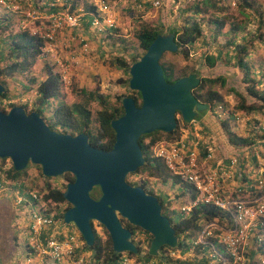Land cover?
Masks as SVG:
<instances>
[{
    "label": "trees",
    "instance_id": "16d2710c",
    "mask_svg": "<svg viewBox=\"0 0 264 264\" xmlns=\"http://www.w3.org/2000/svg\"><path fill=\"white\" fill-rule=\"evenodd\" d=\"M79 0H73L74 4H77ZM219 0H212V3H216L215 10L211 12V16L206 19V22L211 24L209 30V37L211 41H214L222 31L225 29L226 33L223 35V43L220 45V48H223L224 51V63L228 65L232 60V67H235L240 74V81L243 84V89L246 95L250 96L253 101L247 102L245 95L235 90L232 87L226 86V78L224 75H216L213 77L199 76L195 69L191 68L188 71H179L177 75L174 73V69L170 64H164L158 60L159 65L162 69L163 77L166 81L172 82L177 78L187 75L189 73H195L199 77V83L192 89V94L194 97L203 103L208 105V108H216L220 110L219 114L226 112L228 110V116L226 119L220 120L218 126L222 129L224 139L228 144L230 149H232L235 154H238L237 160L239 164L246 162L244 153L240 152L248 148L249 146H254L247 154L248 161L254 162L253 149L258 148L259 155L262 157V152L264 148V142L258 141L259 139H264V128L261 125H252L247 127V133L243 135L239 133L237 129V123H232L234 118L232 114L235 112L241 113L243 116H254V114H261L264 111V89H261L260 79H256L253 74L252 65L247 60L249 54V49L251 48V39H247L244 42H235L233 35L236 34L238 30L243 29L240 23L233 21L234 16L229 12H225V7L223 5L217 6ZM207 0H192L181 9L183 18L182 23L178 28H170L168 32L174 34L176 42V50L170 52V54H178L184 60L187 59L189 53V45H191L197 38L202 35L201 24L205 21V14L208 12ZM141 3V2H140ZM138 3V4H140ZM239 6L250 7L252 5L251 0H238L237 3ZM141 9L147 7L145 4H140ZM93 8V7H91ZM218 12H221V15H217ZM258 13V11L256 10ZM188 13V15H185ZM130 17L135 15L133 9L128 10ZM140 15V14H139ZM138 15V16H139ZM198 16V17H196ZM259 16V25L264 26V21H262L261 13H258ZM136 16V28L134 29V36L136 38L137 48L131 52L129 56L128 63L122 60L121 57H115L113 62L116 65L125 66V72L128 75V68L131 63L138 60V58L144 53L147 49L149 43L155 37L156 34L162 33V30L159 29V26L155 25L145 17L140 20ZM18 28L17 21L11 20L10 18L6 19V22L0 26V42H6V50H0V84L3 86V89L0 93V110L6 111L4 108L9 109L10 107L17 105L10 103L9 90L5 85L6 79H13L16 76H20L23 73H26L31 66L33 65L37 56L41 54V50L44 46V40L39 38L36 35H31L25 31L15 30ZM116 29L114 28L113 31ZM228 34H230L228 36ZM5 36V38H3ZM111 39L112 43L120 45L122 40L118 36L109 35L107 36ZM256 39L262 37V33H258ZM230 54H228V52ZM166 53L163 52L161 56ZM220 54V53H218ZM160 56V57H161ZM227 56V57H225ZM205 64L209 67L213 66L216 61V56L205 53L203 56ZM45 75L35 81L34 78L30 79V82L34 84L33 91L35 98L32 101V104L29 106L28 102L18 104L22 107L26 113L30 111H36L39 113L40 117L43 119L45 124L51 129L59 133H68L75 135L77 133H84L87 137V142L90 146L96 147L102 150H108L112 146L114 141V132L110 127V121L119 117L123 113L121 99L125 96H130L133 98L134 103L138 105L140 101V95L135 90L128 89L129 93L126 94H114L113 100L110 102L106 95H102L98 91V85L96 82L93 83V87L84 88L81 87L77 89V95L80 96L78 101L72 103H66L62 98V82L61 76L58 72L53 70L50 65L44 64ZM258 75L264 78V68L258 70ZM129 78V77H128ZM128 78L125 83H128ZM218 86L220 90H215V87ZM264 86V85H262ZM128 87V84H127ZM207 90L203 91L204 88ZM227 87V88H226ZM26 89V88H25ZM228 89L234 96L237 98V102L233 107L229 108L226 100L223 99L220 91ZM56 100V103L51 107V110L48 115H43L48 105H51V101ZM96 102L98 108H95L94 115L92 116L91 112V103ZM228 107V108H226ZM179 114L178 112H176ZM256 118V117H255ZM92 119L94 120L92 123ZM176 120V119H175ZM177 122V121H176ZM256 122V121H255ZM260 129L262 133L259 137L254 135V128ZM256 131V130H255ZM186 134L194 135L191 128L187 129ZM202 131H200L201 133ZM181 134L178 131V125L174 127L173 130L168 132H163L160 130H153L149 133L141 134L138 137V146L141 151L143 158L142 165L138 166L133 172L128 173L125 176V179L130 185H139L143 190L148 194H153L159 204L160 212L162 215H165L171 227L174 230V234L177 237V244L174 248L167 247L165 245L160 247V252L157 254L158 260L156 262H148V259L153 256L147 254V246L151 239V235L146 231L140 229L139 227L130 224L126 219L119 217L120 224L122 227L130 231V241L136 246L137 253L132 254L130 252H124L128 257L134 258L135 263L140 264H205L204 253L205 250H199L198 247L195 249L194 254L191 251H188V246L185 244V239L191 238L194 236L198 230V223L201 219L210 220L212 217L219 215V211L210 205H201V207L193 208L188 216L183 217L182 215H176L173 219L171 217L170 210L167 208L172 201L163 202V198L159 195H156L147 185V180L150 178L156 179L161 183H169L170 186H177L178 190L175 191V196L183 195L187 190L190 191L191 185L181 181L175 175L169 173L168 169L164 165L163 161L152 155V146L159 140H173L180 138ZM184 140L187 139L183 138ZM198 149L204 150V144L202 141L198 143ZM239 152V153H238ZM236 156V155H235ZM264 156V155H263ZM264 160V157H263ZM0 187L1 183L8 181L10 187H8L10 193L14 189L18 190L20 193L23 191H35L38 195V202L43 203L45 210L51 212L50 206L56 205L58 203L65 204L64 208L59 214L53 215V218L58 220V222L63 226H73L72 224H65L63 222V213L70 206L62 197V192L65 188V185L73 181V176L69 172H64L61 174L63 183L60 186H53L50 182L47 181L49 177L43 176L40 170V167L37 166V176L43 179V191L41 188L34 190L33 182L30 180L29 184H26V178L28 174L26 173V168L21 170H14L11 163L10 166L6 169H3V159H0ZM131 175H139L140 182H134L132 179H128ZM244 181V179H241ZM240 180V181H241ZM2 191L4 188H0ZM9 191L3 192L1 198L7 200L9 197ZM89 195L97 199L100 195L99 189L97 186H94L89 191ZM8 201V200H7ZM6 206L9 203H5ZM8 207V206H7ZM18 209H27L29 208L28 204L22 203L16 205ZM13 211V210H12ZM14 214V212H12ZM5 219V217H3ZM13 219V218H12ZM11 219V220H12ZM7 220V219H6ZM10 220V221H11ZM9 220L7 222H10ZM1 223V221H0ZM90 225L93 232V243L90 246H87L82 237L79 235L81 241L80 253L79 256L85 258L84 251L89 250L90 254L87 259H84V264H119L120 255L123 253H116L111 249L110 238L104 229V227L97 223L94 220L90 221ZM95 225L101 227L102 232L105 233V238H102L98 231L95 229ZM28 228V223L26 229ZM24 230V228H23ZM50 230H47L42 237H45L49 234ZM28 233V230H27ZM26 236L28 234H25ZM61 237L60 234L56 235ZM12 241L13 245L17 241L16 231L12 232ZM146 244V248L142 249L141 245ZM259 251V249H257ZM170 251L176 252L177 257L169 255ZM261 254L264 255V250H260ZM192 255L195 257L192 258ZM142 259V261H141ZM198 262V263H197ZM205 262V263H204ZM254 264V263H253Z\"/></svg>",
    "mask_w": 264,
    "mask_h": 264
},
{
    "label": "water",
    "instance_id": "95a60500",
    "mask_svg": "<svg viewBox=\"0 0 264 264\" xmlns=\"http://www.w3.org/2000/svg\"><path fill=\"white\" fill-rule=\"evenodd\" d=\"M175 50L174 34L158 33L138 60L130 64L128 88L139 93V105L130 96L121 99L123 113L110 121L114 141L108 150L90 146L84 133L51 130L36 111L26 113L18 105L5 112L0 110V158H8L16 171L30 162L38 165L46 177L72 174L73 181L62 192L70 205L62 219L75 227L87 246L93 243L90 221L94 220L106 230L112 251L136 254L130 231L122 227L119 217L151 235L147 246L151 256H156L163 245L174 248L177 244L157 198L125 179L143 163L137 142L141 134L173 130L176 112L187 123L197 112L207 109V104L192 94L199 83L195 73L172 82L164 79L158 60L163 52ZM2 89L0 84V93ZM94 186L100 193L97 199L89 195Z\"/></svg>",
    "mask_w": 264,
    "mask_h": 264
},
{
    "label": "rangeland",
    "instance_id": "374dc122",
    "mask_svg": "<svg viewBox=\"0 0 264 264\" xmlns=\"http://www.w3.org/2000/svg\"><path fill=\"white\" fill-rule=\"evenodd\" d=\"M156 1L157 3L152 5ZM190 1L192 0H108L109 4L111 5L114 27L109 29L108 33L106 31L103 33H98L97 31L88 28L87 18L84 17L78 27L73 29L65 28L61 34L58 33L56 35L55 41L51 43V49L45 50L44 54L42 53L41 55L37 56L33 65L26 73L16 76L13 79L9 78L5 80V85L9 90L10 103L18 105L28 102L29 106L32 104L35 95L33 91L34 84L30 82V79L34 78L35 81H37L45 75L44 64L50 65L53 70L58 72L60 76L64 78V81L62 82V98L66 103L78 101L80 96L77 95L76 90L81 87L91 88L93 87L94 82H96L98 85L99 93L106 95L110 102L113 100L112 96L114 94L129 93V88L127 87L128 83H125L129 75H127L125 72V66L122 67L116 65L113 62V59L119 56L123 58L122 60L125 62V64H127L131 52L137 48V42L134 36V29L136 28V16L138 17V20H140V18L143 19L146 17L148 21H151L155 25L159 26V29L162 30V33H165L170 28L179 27L184 16L182 15L181 9L186 5V3ZM207 1L206 8L208 12L204 16L205 21H203L201 24L202 35L191 45H189L187 59L184 60L178 54H170V52H166L160 57V61L164 64H170L174 69L175 75H177L179 71L185 72L191 70V68L195 69L199 76L213 77L216 75H224L226 78L227 87L234 88L245 95L247 102H252L253 99L244 92L238 70L231 66L233 61L230 60L231 63H228V65H225L224 63L225 50L220 48V45L223 43V35L226 33L225 29L214 41H211L210 37L208 36L209 30L212 26L206 22V19L210 17L211 12L215 10L216 3H212V0ZM251 1L252 5L250 7L239 6L237 4L238 0H219L217 6L223 5L225 7V12H229L234 16L233 21L240 23L243 27V29L238 30L236 34L233 35L235 42L240 43L246 41L247 39L252 40L247 60L252 65V72L257 79L259 76L258 70L260 71L262 67L264 68V26H258V21L260 19L258 13H261L262 21H264V0ZM140 2L147 5V7L139 11L142 6L138 7L137 4ZM131 9H133L135 13L133 17H130L128 14V10ZM185 15H188V13H185ZM217 15H221V12H218ZM7 18L13 20L12 17H7L3 15V13H0V26L6 22ZM14 28L16 31L18 30V28ZM114 28L116 29L115 31H113ZM258 33H262V37L256 39L255 36ZM109 35H115L123 39L121 44L124 45H120L118 42L113 44L111 39L107 37ZM229 35L230 34H228V36ZM3 38H5V36ZM83 41L87 42V49L85 51H83L81 48V43ZM6 46L7 45L4 40L3 42H0V50H6ZM230 52L231 51H229L228 54H230ZM205 53L216 56V61L213 66L209 67L205 64L203 60ZM259 87L264 89V86ZM205 90H207V87L206 89L204 88L203 91ZM215 90L219 91L220 88L216 86ZM220 93L223 99L227 101L229 108L236 104V96H234V94H232L228 89L226 91L222 89ZM55 103L56 100L51 101V105H48L47 109L45 110V115L49 114L51 107ZM95 108H98V104L96 102H92V116L94 115ZM4 109L6 111L8 110L7 108ZM215 109L216 108L203 110L199 112L194 120L187 123L181 120L179 114H175V119L177 121L176 124L178 125V131L181 134L180 137L187 146L193 145V141H196L195 134H198V143L202 141L204 146H209L211 151H213L214 156H228L234 151L230 149L229 146H227L228 144L224 139L223 131L220 129L218 124L220 120L227 118L226 114L229 111L226 110V112H222L221 116H219ZM232 116L234 118L232 123H237V129L239 132L242 131L243 133H247L246 128L254 124L264 127V111L260 115L254 114V116L247 117L241 115L239 112H234ZM93 121L94 120L92 119V123ZM188 128H191L193 131V136H191V134H186L188 133ZM200 131L202 132L200 133ZM253 133L255 136L259 137L262 131L255 127ZM185 136L187 137L186 140L183 139ZM0 159H3V169H6L10 166L11 162L8 158ZM37 166L38 165L32 164L30 162H27L26 164V173L28 174V177L25 179V182L26 184H29V181L31 180L33 185L35 184L33 187L34 190L43 188V179L36 175L38 169ZM128 179H132L134 182H140L139 175H131L128 177ZM47 181L53 186H60V184L63 183L61 175L50 176ZM8 183V181H3L1 183L0 188H4V190L2 191L0 189V199L1 195H3V192L9 191L8 187H10V185ZM147 185L154 194L163 198L164 203H167V201H172L166 205L169 210L170 207L178 206L179 202H181L183 199L181 196H175V191L178 190V187L175 185L172 187L168 182L161 183L156 179L150 178L147 180ZM40 191H43V189ZM10 199L14 217L10 222H7L6 219L2 218L3 213L0 211V218H2L0 221L2 223L3 229L6 225H9V228L11 229L10 232L17 230L16 233L19 237L17 247H21L24 236L23 228H25L28 223L27 212L25 209H18L16 207L13 197H10ZM64 206L65 204L62 203H58L56 205L52 204L50 206L51 212L53 214H59ZM1 208L3 207H0V209ZM172 211L173 213L171 216L174 217L171 218L174 219L177 215V211L175 209L170 210V212ZM62 227L63 230L67 231V233L72 232L79 242H81L79 239V233L74 226H72L73 228L71 226ZM95 229L99 232L102 238H105V233L102 232L101 227L95 225ZM56 231H59V227L54 228V235H57L55 234L57 233ZM0 232L4 233L1 235L2 239L6 235L5 229L0 230ZM146 246V244H142L141 248L145 249ZM256 248V245L249 241L245 252L246 258L243 261L244 264H258L260 263L259 260L261 258L264 260V255L261 254V251H258ZM89 254L90 251L85 250L84 259H87ZM192 258L195 259L193 255ZM132 259L134 264H137L135 263V259ZM157 260L158 256L156 255L148 259V262H156ZM138 264H140V262Z\"/></svg>",
    "mask_w": 264,
    "mask_h": 264
},
{
    "label": "built area",
    "instance_id": "2783aa9c",
    "mask_svg": "<svg viewBox=\"0 0 264 264\" xmlns=\"http://www.w3.org/2000/svg\"><path fill=\"white\" fill-rule=\"evenodd\" d=\"M0 13L17 21L18 30L42 38L41 54L51 49L58 33L65 28L78 27L84 17L88 28L98 33H108L114 27L108 0H79L77 4L73 0H0ZM81 48L87 49L86 41L81 43ZM195 138L192 146H187L181 137L162 139L152 146V155L163 161L169 173L191 185L190 191L181 195L183 199L178 206L170 207V210L175 209L178 215L185 217L193 208L213 206L219 215L200 220L192 239H185L188 251L194 254L197 247L200 251L205 250V264H244L249 241L256 249L264 250V148L262 157L258 148L253 149L254 162L247 159L254 146L243 149L240 154L244 153L246 162L239 164L236 151L216 157L209 146L199 150L198 134ZM260 140L264 142L263 138ZM8 197H13L15 205L26 202L29 206L27 229L31 249L47 255L52 264H84L83 256L77 255L80 247L74 234L42 237L58 220L38 202L35 191L20 193L14 189L9 191ZM169 255L178 256L174 251ZM259 262L264 264L262 258ZM119 264H134V261L123 252Z\"/></svg>",
    "mask_w": 264,
    "mask_h": 264
},
{
    "label": "crops",
    "instance_id": "0c3cea01",
    "mask_svg": "<svg viewBox=\"0 0 264 264\" xmlns=\"http://www.w3.org/2000/svg\"><path fill=\"white\" fill-rule=\"evenodd\" d=\"M56 223L53 224L50 229L49 234L50 235H54L53 230L56 227H59V231H56L57 233L55 234H60L62 236V234H66L67 231L63 230V225ZM73 228V227H72ZM26 227L23 230V241L21 244V247H17L18 245V236H17V241L16 243L10 247H1L0 246V264H52V261L50 260V258L47 255H44L43 253H39L34 251L33 249L30 248V246L28 245L29 243V232L27 233ZM17 232V230H16ZM72 233V232H71ZM25 234H28L27 236ZM55 237H57L56 235H54ZM79 247L81 249V242H79ZM32 250H30V249ZM80 249H78V251H80ZM17 256V258H16ZM21 257V259H20Z\"/></svg>",
    "mask_w": 264,
    "mask_h": 264
},
{
    "label": "flooded vegetation",
    "instance_id": "af4514ba",
    "mask_svg": "<svg viewBox=\"0 0 264 264\" xmlns=\"http://www.w3.org/2000/svg\"><path fill=\"white\" fill-rule=\"evenodd\" d=\"M138 105H139V103H138ZM208 106V105H207ZM207 109H209V108H207ZM199 114V112H197L196 114H195V117L197 116ZM194 117V118H195ZM194 120V119H193ZM8 200V201H7ZM7 200H5V199H3V198H1L0 199V207H3V208H1L0 209V211H1V213H3V216H2V218L3 217H5V219H7V221L9 220H11L13 217H14V215H13V213H12V206H11V199H10V197L7 199ZM5 203H9V205H7L6 206V204ZM9 209V210H8ZM2 218H0V220L2 219ZM4 219V218H3ZM5 237H3L2 239H1V235H3L4 233H2V232H0V246L1 247H8V246H10V247H12L13 246V242L14 241H12V232H10L11 231V229L9 228V225H6L5 226ZM3 228H2V223H0V230H4ZM8 244V245H7Z\"/></svg>",
    "mask_w": 264,
    "mask_h": 264
},
{
    "label": "clouds",
    "instance_id": "9594fccd",
    "mask_svg": "<svg viewBox=\"0 0 264 264\" xmlns=\"http://www.w3.org/2000/svg\"><path fill=\"white\" fill-rule=\"evenodd\" d=\"M257 79H260V81H262V82H260L261 83V85H259V86H261V87H263L262 85H264V78L261 76V78L258 76L257 77ZM207 108H208V106H207ZM207 110V109H206ZM216 111H217V114L219 115V116H221V114H219V112H220V110H219V108L218 109H215ZM177 114V113H176ZM44 115H45V112H44ZM226 116H228V113L226 114ZM181 117V116H180ZM176 126V125H175ZM264 128V127H263ZM221 129V128H220ZM240 134H244L242 131L241 132H239Z\"/></svg>",
    "mask_w": 264,
    "mask_h": 264
}]
</instances>
